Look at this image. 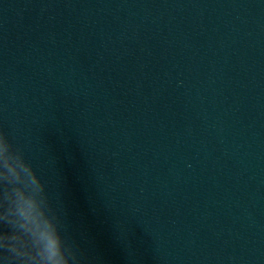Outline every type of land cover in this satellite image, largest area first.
I'll list each match as a JSON object with an SVG mask.
<instances>
[{
  "label": "clouds",
  "instance_id": "1",
  "mask_svg": "<svg viewBox=\"0 0 264 264\" xmlns=\"http://www.w3.org/2000/svg\"><path fill=\"white\" fill-rule=\"evenodd\" d=\"M0 174L13 178L14 183L0 186V192H13L16 196V212L23 221L20 228L35 242L34 251L25 254L31 264H72L77 260L76 254L70 250L61 218L54 211L51 201L47 195L43 201L37 199L45 193L46 185L3 131H0ZM42 202L47 205L46 209L41 208ZM2 233L7 236L8 231ZM2 259L4 264H12L14 260L8 254Z\"/></svg>",
  "mask_w": 264,
  "mask_h": 264
}]
</instances>
